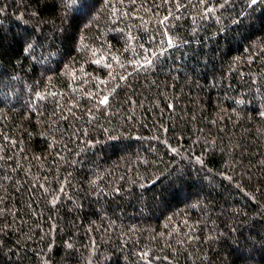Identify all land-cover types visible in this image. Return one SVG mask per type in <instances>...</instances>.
<instances>
[{"label": "trees", "instance_id": "obj_1", "mask_svg": "<svg viewBox=\"0 0 264 264\" xmlns=\"http://www.w3.org/2000/svg\"><path fill=\"white\" fill-rule=\"evenodd\" d=\"M0 264H264V0H0Z\"/></svg>", "mask_w": 264, "mask_h": 264}, {"label": "snow or ice", "instance_id": "obj_2", "mask_svg": "<svg viewBox=\"0 0 264 264\" xmlns=\"http://www.w3.org/2000/svg\"><path fill=\"white\" fill-rule=\"evenodd\" d=\"M251 2H252V4H255V3H257V0H251ZM169 43H171V41H169ZM106 99L107 98H105V102H106Z\"/></svg>", "mask_w": 264, "mask_h": 264}]
</instances>
